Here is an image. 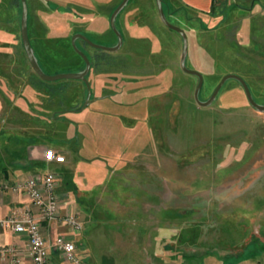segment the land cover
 Wrapping results in <instances>:
<instances>
[{"label": "rangeland", "instance_id": "rangeland-1", "mask_svg": "<svg viewBox=\"0 0 264 264\" xmlns=\"http://www.w3.org/2000/svg\"><path fill=\"white\" fill-rule=\"evenodd\" d=\"M121 1L64 0L61 3L70 11L59 15L48 4L33 0V20L50 18L59 24L54 40L38 28L44 36L37 37L34 46L45 65L60 70L56 61L72 54L71 38L78 30L88 32L86 36L100 45L116 44L109 20ZM218 1L209 13L181 5L166 10L170 22L188 35L187 66L204 76L200 99L208 100L222 77L235 73L247 81L254 99L264 104V0ZM11 4L10 10L20 7L19 0ZM116 24L124 33L118 51L80 43L93 61L88 75L91 100L118 94L146 99L152 110V161L146 170L111 173L90 189L85 204L89 212L76 202L83 229L74 233L63 223L75 240L78 263L60 254L61 260L145 264L162 262L164 256L168 262H184L207 253L191 250L194 243L224 247L264 242V112L250 104L236 79L227 80L210 105L196 102L198 76L181 67L183 38L162 22L155 0H129ZM19 51L24 67L16 71L37 90L31 114L39 118L46 134L63 137L67 122L60 115L84 107L85 83H46L20 43ZM7 100L0 82V101ZM3 111L6 106L0 114ZM49 148L59 153L53 145L45 147V153ZM5 160L1 156L0 162ZM48 170L56 172L60 182L53 169L32 175Z\"/></svg>", "mask_w": 264, "mask_h": 264}, {"label": "crops", "instance_id": "crops-1", "mask_svg": "<svg viewBox=\"0 0 264 264\" xmlns=\"http://www.w3.org/2000/svg\"><path fill=\"white\" fill-rule=\"evenodd\" d=\"M169 1L170 8L181 5L201 13L211 12L219 2ZM12 2L13 0H0V82L9 95L5 104L0 101V109L6 106V112L0 114V154L6 158L5 163L0 162V181L14 182L47 169L58 172L60 216L54 220L41 221V229L50 246V264H73L63 262L61 255L53 247L57 236L67 234L73 237L62 217L76 209V202L84 205V210L89 212L88 207H85L89 202L86 196L90 189L97 187V184L111 176V173L148 169L147 165L151 163L154 152L152 110L146 99L132 100L128 94L97 96L89 105L60 115L61 119L67 122L63 137L46 134V128L41 126L39 118L31 114L37 104L34 98L37 96L34 92L37 90L28 86L24 74L16 71L17 68L24 67V56L19 51V43L22 49L23 44L19 42L21 23L16 18L20 11L17 7L10 10ZM11 11L12 14L9 15ZM39 27L47 31L45 36ZM63 27L61 24L60 28ZM29 29L31 43L34 44L37 37L57 39L59 24L57 20L41 18L31 20ZM49 145L55 146L59 153L65 154V162L46 161L45 147ZM25 210H29L36 218L40 217L38 208L25 193H0V217L10 216L14 212L23 215ZM27 244L25 233L0 227V245L11 249L6 254H0V264H12L14 258L17 259V264H33L27 252ZM190 247L193 251L198 249L207 253L201 258L194 254L193 259L184 262H168V259L162 256V262L152 261L145 264H264V242L261 240L256 245L228 243L219 247L194 243ZM222 251L225 253L222 254Z\"/></svg>", "mask_w": 264, "mask_h": 264}, {"label": "built area", "instance_id": "built-area-1", "mask_svg": "<svg viewBox=\"0 0 264 264\" xmlns=\"http://www.w3.org/2000/svg\"><path fill=\"white\" fill-rule=\"evenodd\" d=\"M45 158L50 163H63L66 160L64 155L53 148L47 149ZM58 187V175L51 170L14 182L0 181V193L23 192L39 210V218L33 216L29 210H25L23 215L14 212L10 216L0 217L1 228H10L27 235V252L33 264H50V246L42 232L41 221L54 220L60 216ZM62 220L74 233H79L83 229V222L77 209L65 214ZM53 247L66 259L78 263L76 244L73 238L58 236ZM9 251H11L10 248L0 245V254H6ZM12 264H17L16 258L13 259Z\"/></svg>", "mask_w": 264, "mask_h": 264}, {"label": "water", "instance_id": "water-1", "mask_svg": "<svg viewBox=\"0 0 264 264\" xmlns=\"http://www.w3.org/2000/svg\"><path fill=\"white\" fill-rule=\"evenodd\" d=\"M155 1H156L159 16H160L162 22L166 26H168L169 28L178 31L183 38V49H182V54H181V67L185 72L198 76L199 80H198V84L195 88V93H194L196 102L201 106L210 105L214 101V99L217 97V94L219 93V91L222 88V86L224 85V83L229 79H236L242 84L250 104L254 108H256L258 111L264 112V104L258 103L254 99V96L252 94V91H251L247 81L242 76L235 74V73H229V74L224 75L208 100L203 101L200 99V91H201L202 86H203L204 76L200 71L190 69L186 64L188 50H189L188 35L186 34L184 29H182L181 27L170 22V20L168 19L167 15L165 13L164 7H163V0H155ZM128 2H129V0H122L110 16L111 28L115 32L117 39H118V41L115 45L103 46V45H100L98 43L91 41L84 34L76 33L72 37V44H73L75 50L83 57L85 64H86L85 68L83 70H80V71L59 72V73H55V74H49V73L45 72L44 69L42 68V66L38 60V57L35 54L34 48L32 47L30 37H29V31H28V15H29L28 2H27V0H21V3H22V17H21L22 42H23V46H24L25 52L27 54V57H28L30 64H31L33 70L35 71V73L41 79L46 80V81H58V80H82V81H84L86 86H87V89H88V93H87V97L85 100L84 107L89 105L91 102L92 89H91V86L89 84L87 75L89 74V72L91 70V61H90L89 57L87 56V54L82 52L77 47L76 39L77 38L84 39L91 46L96 47V48H100V49H103L106 51H117V50H119L121 48V46L123 45V34L116 26V19H117L119 13L128 4Z\"/></svg>", "mask_w": 264, "mask_h": 264}, {"label": "flooded vegetation", "instance_id": "flooded-vegetation-1", "mask_svg": "<svg viewBox=\"0 0 264 264\" xmlns=\"http://www.w3.org/2000/svg\"><path fill=\"white\" fill-rule=\"evenodd\" d=\"M64 0H36V3L38 4V3H41V4H48V6L50 7V9L51 10H54L55 11V13H57V14H59V15H63V14H65V13H67V12H69L70 11V8L67 6V5H65V4H62L61 2H63ZM19 2H20V7H19V11L21 12V14H20V23H21V17H22V3H21V0H19ZM27 2H28V8H29V15H28V31H29V37H30V41H31V34H30V29H29V25H30V21L31 20H33V18H32V15H33V10H34V7H33V0H27ZM157 6V5H156ZM48 7V8H49ZM164 7V6H163ZM115 10V9H114ZM113 10V11H114ZM158 10V9H157ZM53 11V12H54ZM112 14V13H111ZM120 14V13H119ZM38 15V14H37ZM111 16V15H110ZM39 18V20H41V18L40 17H38ZM117 19H118V17H117ZM117 19H116V22H117ZM55 20V19H54ZM109 23H110V20H109ZM20 26H21V24H20ZM116 26H117V24H116ZM110 27H111V25H110ZM117 28L122 32V34H123V43H124V33H123V31L117 26ZM112 29V28H111ZM113 30V29H112ZM114 32V31H113ZM76 33H81V34H84V35H86L88 32H86V31H84V30H78V31H76V32H74L73 33V35L74 34H76ZM114 34H115V32H114ZM73 35H72V37H73ZM116 35V34H115ZM60 37H62V36H60ZM116 38H117V36H116ZM21 40H22V36H21ZM78 41H80V42H78ZM81 41L83 42V43H85L86 45H88V46H91L88 42H86L84 39H81V38H77L76 39V45H77V47L82 51V52H84L85 54H87V56L89 57V59H90V61H91V70H92V67H93V61H92V58H91V56L89 55V53L87 52V51H85L84 50V46L83 45H81L80 43H81ZM117 41H118V39H117ZM117 43V42H116ZM22 44H23V42H22ZM32 44V43H31ZM71 44H72V38H71ZM115 45V44H114ZM32 47L34 48V51H35V54L36 53H38V50H37V48L34 46V44H32ZM72 47H73V49L75 50V48H74V46H73V44H72ZM91 47H93V46H91ZM122 47V46H121ZM23 48H24V46H23ZM93 48H96V47H93ZM96 49H100V48H96ZM25 50V49H24ZM103 50V49H102ZM76 51V50H75ZM106 51V50H105ZM118 51V50H117ZM77 52V51H76ZM109 52H115V51H109ZM78 53V52H77ZM79 54V53H78ZM38 55H39V57L41 58V56H40V53H38ZM80 55V54H79ZM36 56H37V54H36ZM81 56V55H80ZM38 57V56H37ZM82 57V56H81ZM83 58V57H82ZM38 60H39V58H38ZM84 60V59H83ZM85 62V61H84ZM86 65V64H85ZM85 68V67H84ZM83 70V69H82ZM90 70V71H91ZM62 72H65V71H62ZM90 73V72H89ZM52 74H55V73H52ZM89 75V74H88ZM87 75V76H88ZM40 78V77H39ZM88 78V77H87ZM43 80V79H42ZM46 81V80H45ZM85 83V82H84ZM86 85V84H85ZM87 87V86H86Z\"/></svg>", "mask_w": 264, "mask_h": 264}, {"label": "trees", "instance_id": "trees-1", "mask_svg": "<svg viewBox=\"0 0 264 264\" xmlns=\"http://www.w3.org/2000/svg\"><path fill=\"white\" fill-rule=\"evenodd\" d=\"M169 5L170 4L167 0H163V6H164V10H165L166 15L168 13L167 12L168 9H171L169 7ZM38 53H36V54L39 58V62L41 64L42 68L44 69L45 72H47L49 74L59 73L62 71H65V72L80 71V70L84 69V67H85V62H84L83 58L74 49L72 50V54L69 57H63L62 59H60V60L58 59L56 61V63L60 65V70H57V71H51L48 68V66L45 65L42 58L39 57ZM58 81H62V80H58ZM69 81H82V80H69ZM0 160H1V155H0Z\"/></svg>", "mask_w": 264, "mask_h": 264}]
</instances>
